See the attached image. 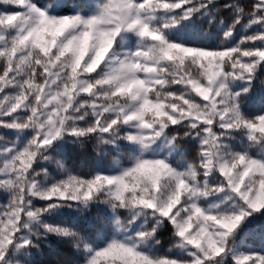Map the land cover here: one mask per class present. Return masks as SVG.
Masks as SVG:
<instances>
[{"label": "snow or ice", "instance_id": "6c2138e0", "mask_svg": "<svg viewBox=\"0 0 264 264\" xmlns=\"http://www.w3.org/2000/svg\"><path fill=\"white\" fill-rule=\"evenodd\" d=\"M65 7L0 0V264H264V0ZM224 11L220 44L196 43ZM93 139L124 159L87 176L55 159ZM50 236L72 255L38 258Z\"/></svg>", "mask_w": 264, "mask_h": 264}, {"label": "trees", "instance_id": "16d2710c", "mask_svg": "<svg viewBox=\"0 0 264 264\" xmlns=\"http://www.w3.org/2000/svg\"><path fill=\"white\" fill-rule=\"evenodd\" d=\"M39 3L46 4L48 0H38ZM223 2V0H221ZM252 2V0H240V3L243 5H248ZM77 3L81 6L87 4L86 0H67L64 4L66 7L64 11L67 12L69 9L72 8L73 4ZM225 21V26L231 23L232 14L228 11H224L223 13L217 15V17L211 22H208V19L205 18L203 20H198L197 25L195 28V36L193 37L196 43L205 44L209 46H217L221 42L222 37V26L220 21ZM244 34L243 28L238 26L236 36L239 38L240 35ZM262 82H264V74H261L260 80L256 81V88L252 93L254 98H258L261 95H264V86H262ZM252 112L257 111V108H251ZM0 134L6 135L9 139H13L14 135L9 130L0 129ZM238 144V141L236 142ZM96 141L89 140L84 144L83 147L79 145H71L67 144L63 148V152L61 154H54L55 159L63 160L66 167H68L73 174L87 176L95 172L97 169H105L109 165L113 163L115 159L123 160V157H117L116 154L110 149L107 148L102 151H107V155L98 154L95 148ZM188 155L186 159L188 161H192L195 157V147L188 146ZM253 151H255L253 149ZM126 162V161H125ZM44 165L48 168L51 175L55 176L56 178L61 177V172L57 168V165L53 162H43ZM7 202V196L5 193L0 191V204H4ZM68 219H73V217H60L57 218L55 222H62ZM75 222V221H74ZM100 225L97 224L96 227L98 228ZM93 227L92 218H81L76 225L75 230L79 231L81 235H87ZM161 244L158 246V250L161 253L167 251L168 248L172 246V239L171 234L167 231L161 233L160 236ZM253 251L259 253L261 251L262 245L257 243L255 245H249ZM74 250L72 249L71 245L61 241L60 238L55 236H50L46 241L42 243V249L40 252H35L34 254L46 261H54L58 258H67Z\"/></svg>", "mask_w": 264, "mask_h": 264}, {"label": "rangeland", "instance_id": "374dc122", "mask_svg": "<svg viewBox=\"0 0 264 264\" xmlns=\"http://www.w3.org/2000/svg\"><path fill=\"white\" fill-rule=\"evenodd\" d=\"M67 0H62V3L64 4ZM87 3H89V0H86Z\"/></svg>", "mask_w": 264, "mask_h": 264}]
</instances>
